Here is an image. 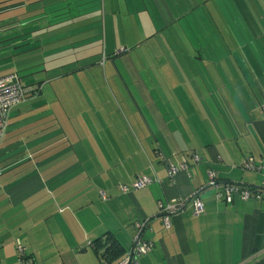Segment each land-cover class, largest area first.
I'll list each match as a JSON object with an SVG mask.
<instances>
[{"label":"crops","instance_id":"0c3cea01","mask_svg":"<svg viewBox=\"0 0 264 264\" xmlns=\"http://www.w3.org/2000/svg\"><path fill=\"white\" fill-rule=\"evenodd\" d=\"M61 1L70 6V0ZM58 2L0 0V13L13 12L18 23L35 15L38 23L47 16L45 10H56ZM216 22L218 27L224 26L223 22L229 27L235 25L230 19ZM72 24L75 22L67 26ZM210 40L214 44L227 42L230 47L234 37L213 34ZM201 41L198 34L179 41L187 50L183 53L186 65L180 67L186 79L179 83L181 86L177 83L167 89V99L159 96L163 103L158 100L156 106L158 111L166 108L161 110L165 122H154L150 132L155 142L139 140L150 138L140 121L136 126L131 124L141 144L135 153L124 146V136L119 131H112V137L121 142L110 166L108 161L102 162L100 144L90 141L108 128L107 119H91L93 124H101L94 127L95 131L83 117L84 129L78 131L72 128L75 125L59 99L37 98L41 92L28 93L25 101L12 110L0 144V259L9 264L10 248L15 254L18 238L34 264L48 263L43 262L47 258L44 256H54L55 264H99V253H95L90 241L110 234L123 251H128L133 223L147 220L143 237L154 246L139 257L138 264H264V203L239 198L230 203L216 200L215 190L206 186L208 172H213L218 181L252 189L264 185V70L254 62L252 65L249 52H245L243 63L238 52L233 51L240 61L236 66L232 53L227 51H194ZM226 53L224 59L228 62L223 59ZM10 72L14 71L7 73ZM127 134L136 144L133 135ZM103 146L107 150L105 143ZM193 153L199 155L198 163ZM250 156L261 165V171L242 168V162ZM182 158L186 159L187 169L169 177L168 164H178ZM61 171L69 172L64 178L68 194L60 193L66 198L59 195V187L64 185L59 179ZM140 174L156 175L161 181L135 189L131 184ZM121 184H126L129 191L123 192ZM197 190L204 211L193 214L189 202L185 209L171 215V228L164 230L157 215L158 202L189 197ZM66 218L74 229H60ZM48 221L56 226L47 230L49 237L41 234V226ZM88 248L93 257L76 255V251L84 253ZM71 254L74 259H70Z\"/></svg>","mask_w":264,"mask_h":264},{"label":"rangeland","instance_id":"374dc122","mask_svg":"<svg viewBox=\"0 0 264 264\" xmlns=\"http://www.w3.org/2000/svg\"><path fill=\"white\" fill-rule=\"evenodd\" d=\"M73 1L70 0L68 6L59 0L56 10H45L47 16L38 23H35L36 17L18 23L13 12L0 13V75L17 72L23 85L39 88L37 93L41 95L37 98L59 99L75 125L72 128L78 131L84 129L83 117L93 128L101 124H93L91 119L96 116L107 119L110 129L99 134L95 132L96 138L90 141L100 144L98 152L102 150V162L108 161L110 166L117 158L116 150L121 142L112 137V131H119L124 136V146L135 153L136 149H141L139 140L143 143L154 141L150 132L154 122H165L161 110L166 108L158 111L156 104L163 103L161 98L167 99L170 86L185 82L184 70L180 67L186 65L183 53L187 50L179 41L197 31L189 27L196 28L195 22L202 21V0ZM248 12H244L249 15L245 19H257L254 10ZM73 22L76 27L67 26ZM30 24L36 25L31 27ZM187 48L191 49L189 44ZM137 121L148 131V140H136L131 124L136 126ZM127 132L133 135L136 144L131 142ZM101 135L107 138H99ZM59 173L60 182L64 184L59 187L60 195L68 191L64 178L69 172ZM103 174L106 176V172ZM60 197L66 198V195ZM50 223L41 226V234L47 237L50 233L47 230L56 227ZM70 227L74 229L68 219L60 223L63 231ZM13 250L11 247L9 264H21ZM76 252L77 256L93 257L90 248L84 253ZM72 255L70 259H74ZM44 257H47L43 259L48 262L46 264H55L54 256Z\"/></svg>","mask_w":264,"mask_h":264},{"label":"built area","instance_id":"2783aa9c","mask_svg":"<svg viewBox=\"0 0 264 264\" xmlns=\"http://www.w3.org/2000/svg\"><path fill=\"white\" fill-rule=\"evenodd\" d=\"M39 88L36 86H25L21 83L20 77L17 72H10L0 75V144L2 143L7 128L9 126L10 114L14 108L23 103L28 93H37ZM262 113H264V104L261 106ZM193 160L198 163L200 157L198 154H192ZM245 170L261 171L262 167L256 163L252 156L245 159L242 164ZM186 159L178 164H168L167 172L169 177H174L179 171L186 170ZM1 174V169H0ZM153 181H161L156 175H138L131 186L135 189L147 187ZM206 186L215 190L214 197L216 200H224L227 203L232 202L235 198L242 200H257L264 203V185L261 188L252 189L240 183L229 181H218L213 172H208V181ZM123 192L129 191L126 184L119 185ZM104 198V193L101 192ZM191 202L193 206V214L198 215L204 211L203 202L198 195V190L193 192L189 197H174L171 200L157 204V215L159 216L162 228L169 230L171 228V215L182 211L186 208L187 204ZM147 225V220L135 221L132 225L134 234L132 236V246L128 251L114 262H109L105 257H101L99 264H138L140 256L149 253L153 249V242L143 237L144 229ZM92 241L89 242L91 245ZM15 250L17 259L21 264H34L33 260L27 257L26 248L22 245L18 238L15 239Z\"/></svg>","mask_w":264,"mask_h":264},{"label":"trees","instance_id":"16d2710c","mask_svg":"<svg viewBox=\"0 0 264 264\" xmlns=\"http://www.w3.org/2000/svg\"><path fill=\"white\" fill-rule=\"evenodd\" d=\"M200 3L202 10L200 17L202 21L200 22L199 20V24L195 22L196 28L191 25L189 28L197 30L192 35L198 34L202 36V41L200 42L201 45L193 50L209 53H213L214 51H227V53H232V62L236 66H240L239 59L243 63L245 62V52H249L252 60H247H251L252 65H254V62L257 67L264 70V0H202ZM248 10L250 11L248 13L254 10L257 19H245L249 16L246 15ZM32 17L36 16L33 15ZM217 19H230L234 21L235 25L234 27H229L223 22L224 26L218 27ZM213 34L234 37V41L231 42L234 48L229 44L230 48L227 42H221L219 44L212 43L210 37ZM233 51L238 52L239 59L233 54ZM227 53L223 59L227 57ZM224 62L228 61L225 60ZM91 246L96 254L99 253L97 255L99 256V261L103 256L109 262H114L125 252L110 234H105L93 240Z\"/></svg>","mask_w":264,"mask_h":264}]
</instances>
